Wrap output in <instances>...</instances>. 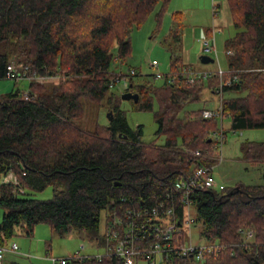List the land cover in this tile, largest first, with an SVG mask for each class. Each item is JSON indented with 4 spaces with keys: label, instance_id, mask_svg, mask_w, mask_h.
<instances>
[{
    "label": "trees",
    "instance_id": "1",
    "mask_svg": "<svg viewBox=\"0 0 264 264\" xmlns=\"http://www.w3.org/2000/svg\"><path fill=\"white\" fill-rule=\"evenodd\" d=\"M169 1L0 0V79L28 82L27 91L17 89L0 98V207L4 210L0 245H6L17 230L32 234L40 223L59 234L84 231L103 245L102 211L107 221L114 212L124 217L128 209L157 207L160 211L158 204L163 201L171 205L175 224L180 226L186 217V200L195 210L192 222L200 225L199 237L221 247L195 264H264V185L193 188L188 194L175 186L196 167L213 166L210 156L220 151L211 133L222 128L226 134L225 117L233 131L264 130V0H226L236 32L224 41L227 71L209 76L208 87L217 92L221 80V93L243 94L222 97L221 116L210 118H203L201 110L180 115L185 104L200 99L203 88L202 78L189 82L183 70H195L181 56L171 55L170 71L159 86L136 83L140 73L131 67L126 74L110 70L112 61L130 56L132 29L157 8L158 30ZM180 16V12L173 14L175 19ZM178 24L165 44L170 39L180 41ZM10 62L28 66L34 78H7ZM39 77H57L58 84L47 93ZM121 79L128 82L124 91L139 95L136 102L131 100L135 109L153 110L157 102L153 114L156 134L165 136L163 144L143 142L142 126L128 124L119 95L111 91ZM227 80L231 82L225 84ZM83 97L104 100L112 111L104 129L89 131L74 123L82 112ZM242 151L246 161L264 162V140H247ZM8 173L16 182L2 181ZM48 185L53 187L49 199L27 195ZM249 229L254 236L246 240L243 232ZM173 238L176 245L184 243L182 232L174 231ZM192 261L190 255L173 250L161 264ZM56 264L124 263L114 254H105Z\"/></svg>",
    "mask_w": 264,
    "mask_h": 264
},
{
    "label": "rangeland",
    "instance_id": "2",
    "mask_svg": "<svg viewBox=\"0 0 264 264\" xmlns=\"http://www.w3.org/2000/svg\"><path fill=\"white\" fill-rule=\"evenodd\" d=\"M158 9V8H157ZM156 9V10H157ZM156 10L154 12H156ZM152 13L140 26L132 29L131 54L125 61L114 60L110 64V70L126 74L128 68H134L140 73L134 80L140 83H151L159 86L163 83L162 78H154L153 74H166L170 71V58L181 56L183 62L191 65L195 71L216 72L227 71V60L224 52V41L233 36L236 28L226 3V0H170L167 11L163 15L162 25L156 30V17ZM175 12H180L178 19L173 17ZM179 23V24H178ZM181 25L180 41L174 42L172 39L164 40L169 35L170 30ZM209 42L210 50L205 51ZM181 43V44H180ZM181 49H180V48ZM115 50L113 53H115ZM201 55H208L213 58V62L202 63ZM155 60L157 65H152ZM43 82L45 92H50L57 86L56 77ZM201 83V82H200ZM221 80L219 81L220 85ZM124 79L119 80L111 88V91L119 95V107L125 112L128 124L135 128L142 126V141L163 144L165 136L156 134L157 123L154 120V111L158 110V104L153 102V110L140 111L134 108L131 100L120 98ZM218 85H214L218 86ZM28 90V82L21 80L17 83L9 79H0V98L8 92ZM243 92L226 91L218 93L208 87V79H203V88L200 99L185 104L180 112L182 116L187 111L194 110H215L220 104L221 98L241 96ZM82 105L81 114L75 119L77 126L89 131L104 129L109 124L108 107L106 102H94L85 97L80 99ZM229 118L223 119V128L226 131L225 139L220 149V154L210 156L215 163L212 164V175L214 179L225 187H233L236 184L264 185V162L253 164L244 158L242 143L245 141H263L264 130L248 128L239 131L230 129ZM220 125V123H219ZM217 153V152H216ZM219 153V152H218ZM53 187L46 186L41 191H27L29 197L45 200L52 197ZM3 208L0 207V221L3 215ZM187 216V213L185 214ZM190 217L196 218L194 209H191ZM105 211L100 215L99 234L105 229ZM186 227V242L203 245L205 242L199 237V223L190 226V233ZM17 234L11 237L6 243L10 247L14 242L18 245V250L13 253L3 251L4 258L2 264H9L11 260L30 264H52L51 258L60 259L71 257L75 253L86 255H97L105 252V247L99 244L96 239H92L84 231L72 230L68 233L59 234L45 223L37 224L32 234L27 235L17 230ZM82 247V248H81ZM1 262V261H0ZM136 264H148L145 259H138Z\"/></svg>",
    "mask_w": 264,
    "mask_h": 264
},
{
    "label": "built area",
    "instance_id": "3",
    "mask_svg": "<svg viewBox=\"0 0 264 264\" xmlns=\"http://www.w3.org/2000/svg\"><path fill=\"white\" fill-rule=\"evenodd\" d=\"M205 44V51H209V42L206 41ZM152 65H157V62L153 60ZM183 72L189 74V82H193L195 79L208 78L212 75L205 71L194 72L189 68H184ZM224 72L225 71L220 70L216 73L219 76H222ZM6 77L16 81L34 78L29 76L28 66L16 64L14 62H10L7 65ZM155 78H164V75L157 73L155 74ZM45 79L49 78H37L38 81H45ZM168 81H173V77L170 76ZM230 82L231 80H227L225 84H229ZM127 85L128 82L124 80L123 88H126ZM218 87L219 88L216 91L221 93L222 81ZM201 116L203 118L220 117V104L215 110L202 109ZM211 137L216 141L215 146L221 151L225 139V134L222 128L213 131ZM212 167L205 165L196 167L189 175L175 183L176 188L184 191L186 194L192 191L193 188L223 189L225 186L219 184L214 179L211 173ZM2 181L16 182V178L12 173H8L2 178ZM184 202L187 216L180 226L175 224L174 210L168 202L164 203L161 201L158 204V207L161 209L160 211L157 207H152L151 209L144 208L142 211L128 209L126 212L127 214H125L124 217L118 216L116 212H114L112 218L107 219L102 234L104 236L103 245L105 247V252L97 254L96 256L114 254L121 258L124 264H136L138 259H145L148 264H161L163 256L174 250L177 254H182L184 256L190 255L193 258L192 262L195 264L201 262L205 254H215L221 249L217 244L204 243L203 245H196L192 243L191 238L189 243L186 242V227L183 224H187V232L190 233V226L193 219L190 217L191 208L189 204L186 200ZM174 231H178V233L182 232L184 243L181 245H176L174 242ZM243 234L246 240H250L254 236L252 229L244 231ZM16 247L15 243L10 247L0 245V261L3 256V251H16ZM81 256L87 255L78 252L71 257H63L60 259L51 258L50 260L52 264H56L57 262L65 263L71 258Z\"/></svg>",
    "mask_w": 264,
    "mask_h": 264
},
{
    "label": "water",
    "instance_id": "4",
    "mask_svg": "<svg viewBox=\"0 0 264 264\" xmlns=\"http://www.w3.org/2000/svg\"><path fill=\"white\" fill-rule=\"evenodd\" d=\"M200 61L202 63H208V62H213V58H211L210 56L208 55H201L200 56ZM121 99L123 100H133L134 102H136L138 100V93H133L131 91H124L123 93H121L120 95ZM108 119L111 120L112 119V111L110 110L108 112Z\"/></svg>",
    "mask_w": 264,
    "mask_h": 264
},
{
    "label": "crops",
    "instance_id": "5",
    "mask_svg": "<svg viewBox=\"0 0 264 264\" xmlns=\"http://www.w3.org/2000/svg\"><path fill=\"white\" fill-rule=\"evenodd\" d=\"M49 79L52 80L51 78H49ZM47 80H48V79H45V81H47ZM14 243H15V242H14ZM15 244H16V246H17V247H16V251H9V250H8L10 253H12V255H11L10 257L14 256L13 253H16L17 250H18V245H17V243H15ZM3 254H4V253H3ZM85 255H86V254H85ZM3 258H4V255H3L2 258H1V262H0V264L3 263V262H2V259H3ZM12 261H14V260H11V262H12ZM9 263H10V262H9Z\"/></svg>",
    "mask_w": 264,
    "mask_h": 264
}]
</instances>
